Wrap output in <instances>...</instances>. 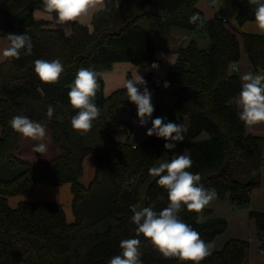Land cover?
<instances>
[{
  "label": "trees",
  "instance_id": "trees-1",
  "mask_svg": "<svg viewBox=\"0 0 264 264\" xmlns=\"http://www.w3.org/2000/svg\"><path fill=\"white\" fill-rule=\"evenodd\" d=\"M199 1L123 0L119 7L108 2L110 11L95 13L91 29L74 22L67 35L49 21L34 17L35 11L44 12L42 0H0V37L27 33L33 44L32 55L22 52L18 60L6 58L14 76L0 74V171L23 167L10 177L0 173V264H108L111 257L120 254V241L136 235V225L130 220L132 205L154 203L157 211L167 206V192L157 185V177L141 193L150 176L149 168L168 151L166 141L147 136L134 149L129 139L124 140L129 123L119 120L117 113L128 108L137 118L136 105L128 100L124 87L106 96L101 76L95 98L101 114L93 121L95 132L81 136L71 126L78 110L70 105L68 92L79 68L93 67L103 73L117 63H157L150 33L138 26L143 20L154 19L160 24L162 41L172 28L188 32L203 28L207 33L208 48L201 49L191 41L177 49L176 61L165 80L152 73L143 77L151 92L164 82L172 88V114L187 120L188 155L194 162L189 171L199 173L204 187L215 188L219 198L228 194L238 207L250 203L252 190L260 185L259 172V181L241 182L235 175L240 161L249 171L253 169L264 137L247 133L238 116L240 109L226 103L241 90L240 79L231 70L240 60V41L221 11L205 20L197 6ZM234 6L239 25L254 22V9L248 0H235ZM197 13L202 23H189ZM242 39L252 72L264 69V35L242 33ZM37 59L61 61L64 72L58 83L45 84L38 79L33 71ZM131 77L128 74L126 79ZM152 103L153 115H157L160 98ZM48 105L55 109L51 119L46 116ZM15 115L26 116L49 130L52 146L60 153L47 166L37 168L18 157L23 136L9 124ZM203 132L208 138L196 140ZM89 141L95 145L89 146ZM37 143L32 141L31 146ZM90 154L95 158V173L90 184L84 185L83 162ZM38 184H70L72 222L58 203L9 204L11 197L31 195ZM198 215L202 217L199 221ZM179 216L209 243L227 228V221L213 216L208 207L201 214L185 208ZM250 216L260 239L257 252L264 262V211ZM139 238L143 264H191L166 259L143 236ZM248 247L247 240L230 239L201 264H245Z\"/></svg>",
  "mask_w": 264,
  "mask_h": 264
},
{
  "label": "clouds",
  "instance_id": "clouds-1",
  "mask_svg": "<svg viewBox=\"0 0 264 264\" xmlns=\"http://www.w3.org/2000/svg\"><path fill=\"white\" fill-rule=\"evenodd\" d=\"M108 2L119 7V0H42L43 11L54 20V27L65 28L68 22L77 21L82 16L95 14L100 11H110ZM216 3V0H213ZM253 6L254 26L260 35H264V0H248ZM202 23L200 15L193 14L189 23ZM66 34H68L66 32ZM8 45L2 50V56L8 59H20L21 53L32 55L33 44L30 35L12 34L6 36ZM159 65L153 63L152 69ZM33 71L38 79L45 84L58 83L64 72L63 64L59 59L34 61ZM233 71H239L233 67ZM103 73L93 67H81L77 70L75 79L68 92L69 103L78 110L71 118L72 129L81 136L91 131L93 121L96 120L101 110L95 102L100 88L98 82ZM241 90L235 97L226 103L234 104L240 109L238 116L245 126L253 127L264 124V69L259 72H246L240 76ZM169 86L168 82L164 87ZM128 100L136 105L139 126H146L149 121L151 127L146 135L163 138L166 150L175 149L177 143L184 141V127L171 121L166 122V117H153L155 107L152 103V93L147 87L146 79L136 71L132 77L124 81ZM55 114L52 105H48L46 116L51 119ZM9 124L13 131L24 138L37 141L33 147L35 153L41 155L47 152L45 126L23 115L13 116ZM193 160L189 155L173 154L170 161L160 162L158 166L149 168V175L157 177V185L167 192L168 204L162 210H155V204L148 206L132 205L133 215L130 220L136 225L135 237L123 239L119 247L121 252L110 258L108 264H143L141 260L143 236L150 242L164 258H176L180 262H201L212 254L213 245L201 238L200 234L179 216L183 209L201 214L203 210L214 201L218 193L215 188H205L201 183V175L189 171L193 167ZM202 217L198 215V221Z\"/></svg>",
  "mask_w": 264,
  "mask_h": 264
},
{
  "label": "rangeland",
  "instance_id": "rangeland-1",
  "mask_svg": "<svg viewBox=\"0 0 264 264\" xmlns=\"http://www.w3.org/2000/svg\"><path fill=\"white\" fill-rule=\"evenodd\" d=\"M120 3L123 0H119ZM209 5L212 7L215 5L213 3V0L207 1ZM215 7V6H214ZM216 9V7H215ZM50 14H43L42 11H36L34 12V17L35 18H41V17H49ZM93 14H88L86 16H82L81 18L78 19V22L89 27L90 29L92 28V17ZM233 16L230 15V19L234 22L236 25L233 27L231 23H227V26L232 29L237 30V35L239 37V40L241 44L243 45V39H242V33L239 31L240 27L242 25H239L236 17L232 18ZM52 24H54V21L50 19ZM87 20V24H84L83 22ZM72 23L73 22H68L67 27L70 28V31H72ZM248 23V22H247ZM245 24V23H244ZM243 24V25H244ZM58 26V25H57ZM138 26L146 29L151 37L152 40L156 46L157 52H156V60L157 64L159 65L158 71L153 73L155 77L161 80H165L167 75H168V70L169 67L166 65V61H164L161 58V52H162V42H161V27L160 24L154 20H143L138 23ZM65 29V28H63ZM65 31V30H64ZM180 31H184L181 29L174 28L172 30V34L174 33H181ZM190 35H193V40H196L198 43V46L201 48H206L204 45L207 43L209 45V38L207 36V33L203 28H200L199 30L193 32H187ZM8 45V41L4 37H0V53H2V50ZM186 45V43H185ZM241 55V54H240ZM0 58H4L2 54H0ZM6 58H4L5 60ZM134 66L136 68L135 71H128L125 72L124 74H120L118 72L117 66L120 64H115L112 69L106 70L103 72V79L105 81V88H104V94L107 96L109 95L113 88H121L120 86L123 87L124 81L126 80V77L128 74L131 76L133 73L136 71H139L140 68L138 67H151V65H133L131 63H128V65ZM234 73V71H232ZM139 73V72H138ZM151 73V72H149ZM0 74L5 75V76H14L15 72L10 68L9 65H6L5 63H0ZM115 76V80H113V75ZM244 74V73H243ZM112 76V77H111ZM165 83V82H164ZM115 86V87H114ZM152 97H159L161 101V108L160 111L157 115H153V119L155 117H166V122L171 121L177 124H181L184 127V141L177 143L175 149L173 150H168L166 151L155 163L154 166H158L160 162H163L165 160L170 161L173 157V154H185L188 153V147L187 144L190 141V139L187 136L186 132V127L187 123L185 120H181L179 116L173 115L171 111L172 103H173V94H172V88L169 85L167 88L163 86L155 91H152ZM153 99V98H152ZM152 102H155V100H152ZM117 117L119 120L127 121L129 123V126L127 127L128 129V136L124 137V140L129 139V141L133 144H137L141 142L143 139L147 137V129L151 127V122L146 126H139L138 125V118L136 119V124L131 125L130 121L132 118V114L130 110L127 108L124 111L118 112ZM184 121V123H183ZM132 127H134V130H132ZM246 127V130H248L252 134L260 135L264 137V124H260L257 126L253 127ZM47 130V135L45 140L43 141L44 143L47 144V152L43 155L39 153H35L32 149L33 147L31 146V142L33 140L27 139V138H22L21 140V148L20 151L17 153L18 157L20 159L29 162L32 164L34 167L41 168L47 166L49 161L57 156L60 151L56 150L53 148L52 143H51V136L49 133V130L45 126ZM96 129H91V132H95ZM208 138V134L206 132H203L196 140H203ZM89 146H94L95 144L93 142L89 141ZM263 159L260 161V165H258L257 162L253 161L252 167L253 168L251 171H249L248 167H244V165L241 164V161L239 162L237 169L238 172L235 175V178L241 182H249L251 180H258L256 176H258L259 168L261 171L260 175V185L256 188H254L251 192V198H250V203L245 206L238 207L230 202L229 195L226 194L224 198H217L212 201L207 207L212 209L213 216L216 217H222L227 221V228L226 230L218 235L214 241L211 242L213 245V252H217L222 249L223 245L230 239H243L247 240L249 242V247L247 249V257H246V264H264L263 258L258 254L257 250L260 246V239L257 234L256 228H255V221L251 218L250 214L252 212H263L264 211V150H263ZM242 160V158H241ZM23 170V167L20 166L15 169H8L6 172L0 171V173L4 177H10L12 175H16L19 172ZM95 173V158L94 155L90 154L87 155L84 159L83 162V175L81 177V182L85 185L90 184V182L93 180ZM254 177V178H253ZM155 177L149 176L148 180L142 187L141 193L142 195L145 193V190L147 189V186L149 183L154 179ZM22 201H48V202H54L62 205L64 208V211L67 216V220L69 222H72L74 220L73 214H72V209H71V202H72V194L70 190V184H63L61 186H49L45 184H38L34 190V192L26 197H11L9 198V204L12 207H17V205L22 202Z\"/></svg>",
  "mask_w": 264,
  "mask_h": 264
},
{
  "label": "crops",
  "instance_id": "crops-1",
  "mask_svg": "<svg viewBox=\"0 0 264 264\" xmlns=\"http://www.w3.org/2000/svg\"><path fill=\"white\" fill-rule=\"evenodd\" d=\"M207 1H211V0H200L199 2H198V8H200L201 10H202V12L204 13V18H205V20H209V19H211V18H213L214 16H215V14L216 13H218L219 11H221V15L223 16V18L227 21V23H231V25L233 26V27H235L236 25L234 24V22H231V21H233V19L231 20L230 19V15H232L233 17L232 18H234V17H236L237 16V8L234 6V1L235 0H216V3H215V7H216V9H215V7L213 6H211V5H209L208 3H207ZM238 1V0H237ZM121 3H120V1H119V5H120ZM38 11V10H37ZM36 12V11H35ZM43 14H47V13H44L43 12ZM50 15H54V14H50ZM94 15V14H93ZM92 17V16H91ZM36 19H38V20H45V21H49L51 24H52V22H51V20L49 19V18H47L46 16L45 17H41V18H36ZM80 20V19H79ZM54 21V20H53ZM74 22H77V23H79L78 22V20L77 21H74ZM73 22V23H74ZM72 23V24H73ZM84 24H87V23H89V22H87V20H85L84 22H83ZM79 24H81V23H79ZM83 25V24H82ZM52 26L54 27V24H52ZM56 28H59V29H62L65 33L67 32L68 34L67 35H69V34H71V31H70V28H68L67 27V25L65 26V29H63V28H61L60 26H55ZM174 28H172L171 30H170V35H169V37L165 40V41H162V38H161V42H162V44H163V46H162V52H161V58H162V56H163V60L164 61H166L165 63H166V65H167V67H169V70H170V68H171V66L175 63V61H176V58H177V55H176V51H177V49L179 48V47H185V46H187L191 41H195L196 42V40H193V35H190L189 33H186V32H184V31H180L181 33H175V35H174V33L172 34V30H173ZM240 30V32L241 33H254V34H258V32H257V30H256V28H255V26H254V22H246L244 25H242L240 28H239ZM188 32V31H187ZM192 34H193V32H191ZM238 36V35H237ZM239 38V37H238ZM240 41V40H239ZM185 43H186V45H185ZM196 44L198 45V43L196 42ZM199 47V46H198ZM204 47H206V48H208V44L206 43L205 45H204ZM200 48V47H199ZM206 48H202L201 47V49H206ZM157 52V51H156ZM240 60L234 65V66H232L231 67V70L233 71V67H238L239 68V71H237V72H234L236 75H238V77H239V79H240V76L243 74V73H246V72H249V71H251L252 72V69H251V64H250V62H249V59H248V56H247V54H246V51H245V48H244V44L242 45L241 44V42H240ZM6 62V59L4 60V58H0V63H5ZM118 64H120V65H118L117 66V69H118V72H120V74H124L125 72H128V71H135L136 69H134V68H136V67H134V66H130V64L128 65V63H118ZM138 68H140L139 69V74L140 75H142V76H144L145 74H147V73H149V72H153V73H155V72H157L158 71V69H152L151 67H138ZM168 70V71H169ZM152 73V74H153ZM115 74L113 75V80H115ZM112 77V76H111ZM155 77V76H154ZM102 78H103V76H102ZM155 78H157V77H155ZM104 80V79H103ZM240 82H241V80H240ZM104 83H105V81H104ZM242 83V82H241ZM115 87V86H114ZM121 88H123L122 86H120ZM121 88H113L114 90H112V92H114V91H116V90H118V89H121ZM111 92V93H112ZM110 93V94H111ZM109 94V95H110ZM108 96V95H107ZM153 99L152 100H157L159 97H152ZM174 102H175V98H174V96H173V103H172V105L174 104ZM181 120H185L186 121V123H187V120H186V117H183ZM183 123H184V121H183ZM247 131V133H249V134H252V133H250L248 130H246ZM253 135H256V134H253ZM258 136V135H257ZM260 136V135H259ZM263 150H264V146H263V148H262V150H261V152L258 154V161H257V163H258V165H260V160L261 159H263L262 157H263ZM189 153V152H188ZM188 153H185V155H188ZM259 175H261V171H260V168H259ZM85 185V184H84ZM209 208V207H208ZM211 209V208H210ZM245 264H246V261H245Z\"/></svg>",
  "mask_w": 264,
  "mask_h": 264
},
{
  "label": "built area",
  "instance_id": "built-area-1",
  "mask_svg": "<svg viewBox=\"0 0 264 264\" xmlns=\"http://www.w3.org/2000/svg\"><path fill=\"white\" fill-rule=\"evenodd\" d=\"M136 122H137V121H136L135 117H132V118H131V121H130V124H131V125H135ZM132 130H134V127H132ZM136 146H137L136 144H133L132 147L135 149Z\"/></svg>",
  "mask_w": 264,
  "mask_h": 264
}]
</instances>
